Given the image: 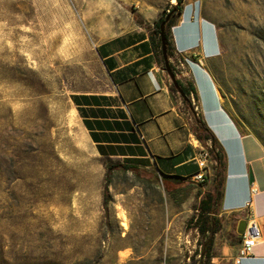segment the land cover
Masks as SVG:
<instances>
[{"label": "rangeland", "instance_id": "obj_1", "mask_svg": "<svg viewBox=\"0 0 264 264\" xmlns=\"http://www.w3.org/2000/svg\"><path fill=\"white\" fill-rule=\"evenodd\" d=\"M200 2L220 31L227 110L264 144V0ZM171 4L0 0V264H229L239 223L216 204V222L201 231L216 171L201 184L155 167L140 176L100 156L71 118L76 92L109 88L98 42Z\"/></svg>", "mask_w": 264, "mask_h": 264}, {"label": "crops", "instance_id": "obj_2", "mask_svg": "<svg viewBox=\"0 0 264 264\" xmlns=\"http://www.w3.org/2000/svg\"><path fill=\"white\" fill-rule=\"evenodd\" d=\"M170 1L172 7L176 1ZM161 14L98 42L96 54L109 88L74 94L81 125L100 156L186 180L198 170L195 158L207 146L195 133L202 121L225 158L220 215L247 225L251 211L262 227L252 256L236 262L239 241L225 247V259L229 264H264V144L243 131L227 110L216 76L223 52L219 28L203 15L200 0H184L171 18L170 62L186 99L165 69L155 27Z\"/></svg>", "mask_w": 264, "mask_h": 264}, {"label": "trees", "instance_id": "obj_3", "mask_svg": "<svg viewBox=\"0 0 264 264\" xmlns=\"http://www.w3.org/2000/svg\"><path fill=\"white\" fill-rule=\"evenodd\" d=\"M184 0H177V10L176 12L180 11L182 9V4ZM174 5L171 7L170 10H173ZM167 11L163 12L158 19V21L155 24L156 27V32L160 35L161 39V30H160V24L164 21ZM171 19L167 23V28H166V35H167V42H168V55L169 57L172 56V47H171V42L169 40V27H170ZM161 46H162V41H161ZM74 97V95H73ZM195 133L197 137L202 141L206 142L207 138L212 139V151L214 154V157L217 161V167H216V174H215V190L212 194L208 196L206 200H203L201 202V210L203 211V220H202V225H201V231L203 233L206 232V226L209 225L210 227L212 226L213 222H216V218L212 215V212L215 211V205L219 203L220 199L223 196L224 193V184L222 181L223 177V172H224V166H225V158L224 154L222 153L221 149L217 150V142L215 137L213 136L212 132L209 130V128L202 122V121H197V125L195 128ZM122 168H131L136 171L137 174L140 176L142 175H147L148 173L145 170H142L139 168V166L135 164H127V163H122L120 162L118 164ZM129 165V166H128ZM153 178H158V175H154ZM176 178V177H175ZM181 179V178H179ZM110 200V192L108 187L105 189V194H104V205L107 207L108 203ZM214 239H210L207 242V247H206V254L209 255L210 250L212 249V244H213ZM199 264H203L202 261L199 262Z\"/></svg>", "mask_w": 264, "mask_h": 264}, {"label": "built area", "instance_id": "obj_4", "mask_svg": "<svg viewBox=\"0 0 264 264\" xmlns=\"http://www.w3.org/2000/svg\"><path fill=\"white\" fill-rule=\"evenodd\" d=\"M170 10L168 9V12ZM162 50V46L160 47ZM207 146L202 148L196 156L198 170L188 176L186 180L201 184L209 177L213 176L216 171V162L212 157V139H206ZM218 150V149H217ZM262 238V227L258 218L250 211L247 225L244 233L241 236L236 262L240 263L243 258L253 255L255 246Z\"/></svg>", "mask_w": 264, "mask_h": 264}, {"label": "water", "instance_id": "obj_5", "mask_svg": "<svg viewBox=\"0 0 264 264\" xmlns=\"http://www.w3.org/2000/svg\"><path fill=\"white\" fill-rule=\"evenodd\" d=\"M176 10H177V7H176V4H174L173 10H170L167 13L164 21L160 24L161 41H162V53H163V57H164V60H165V69L169 73V75H170L171 79L173 80L174 85L176 86V88L187 99V96H186L183 88L181 87V85L179 84V82H178V80L176 78V74H175V72L173 70V67H172L171 62H170V57L168 55V42H167L166 28H167V23L170 21L172 16L176 13ZM250 181L251 182L253 181V174L252 173L250 174ZM245 228H246V221H242L239 224L238 232L240 234H243L244 231H245ZM205 247H204V250H205ZM203 253H202V256H203Z\"/></svg>", "mask_w": 264, "mask_h": 264}, {"label": "bare ground", "instance_id": "obj_6", "mask_svg": "<svg viewBox=\"0 0 264 264\" xmlns=\"http://www.w3.org/2000/svg\"><path fill=\"white\" fill-rule=\"evenodd\" d=\"M173 1H176V0H173ZM76 116H77V111H76V109L74 108V111H73V113L71 114V118L74 119ZM122 225L126 227V226H127L126 221H123V222H122Z\"/></svg>", "mask_w": 264, "mask_h": 264}]
</instances>
